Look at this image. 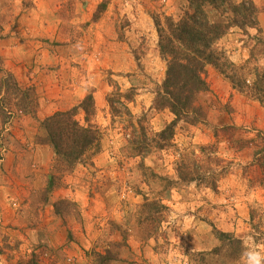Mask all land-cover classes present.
<instances>
[{"label":"rangeland","instance_id":"374dc122","mask_svg":"<svg viewBox=\"0 0 264 264\" xmlns=\"http://www.w3.org/2000/svg\"><path fill=\"white\" fill-rule=\"evenodd\" d=\"M184 1L107 0L105 12L94 20L93 15L102 0H0L1 26L10 24L14 28H26L22 23L23 16L37 22L36 28H39L41 19H45L46 26L52 30L57 26L59 39L51 42L48 38L46 45L59 50L56 52L63 60L57 64L47 63L43 68L47 72L45 75L63 80L66 85L73 83L71 87L74 89L78 88L77 80H80L79 84L86 81V88L83 89L82 85L80 88L81 92H86L80 102L87 94H92L95 104L92 121L101 132L99 151L89 152L71 171L60 172L53 156L48 170L42 174L38 187L29 197L18 196L17 199L5 195L3 201L0 200V264H20L32 257L37 264H57L55 259L58 264H96V254L104 257L105 254L118 253L120 261L127 264H149L147 261L151 264H246V251H256L264 257V139L254 136L250 146L239 142L232 147L234 152H226L225 138L229 140L231 132L244 136L254 128L246 126L243 132H236L232 127H223L213 120L212 112L220 115L228 110L212 92L210 73L205 71L209 91L199 97L206 113L205 123L196 126L179 123L174 145L167 152L154 150L139 159L130 157L127 149L134 120L145 116L143 125L152 133L160 131L173 118L167 111L151 110L155 85L161 83L165 71L158 56L152 18H178ZM258 1L262 3L259 14L264 16V0ZM241 35L239 30L230 31L217 43V48L223 50L232 63L243 65L245 72L256 66L264 68L263 47L255 45L252 37ZM3 77L4 73L0 72V79ZM26 83H22L20 93L10 88L0 97L2 110L11 112L9 119L0 116L1 122L5 121L0 129V154L3 150L8 151L9 142L15 138V130L9 128L10 122L16 118L14 113L17 117L25 111L28 115L32 111L36 115V108L39 109L35 87ZM117 93L131 96L132 101L121 98L122 104L114 103L121 115L112 118L106 98ZM23 95L26 100L22 102L20 97ZM62 107L50 110V115ZM68 107L65 110L72 108ZM125 107L130 114L133 113L132 118L126 115ZM77 119L83 123L82 114ZM203 145L215 146L217 156L226 164V172L217 184V193L193 184L179 186L159 196L169 211L157 227L154 222L138 220L143 196L149 199L158 196L148 190L144 168L173 177L172 163L178 154L190 153ZM141 164L143 168H140ZM74 170L83 177L84 204L59 200L70 204L61 205L62 214L57 216L54 210L52 213L47 209L50 198L70 186L65 180ZM50 175L54 176L51 190L48 188L52 183ZM24 206L29 207V214L20 216L18 221L16 213H20ZM210 225L238 239L244 248L242 255L231 261L224 251L212 253L220 244L212 237ZM204 229L209 233L205 234ZM147 235L154 240L152 250L147 251L149 254L146 251L144 254L133 253L129 244L134 240L146 242ZM72 242L79 251L74 249ZM198 242V247L204 251L194 249ZM197 252L208 256L200 261ZM135 258L138 259L136 263Z\"/></svg>","mask_w":264,"mask_h":264},{"label":"trees","instance_id":"16d2710c","mask_svg":"<svg viewBox=\"0 0 264 264\" xmlns=\"http://www.w3.org/2000/svg\"><path fill=\"white\" fill-rule=\"evenodd\" d=\"M106 5L107 0H102L98 4L93 15L94 20L105 12ZM258 10L252 0H185L178 18L170 16L152 18L157 36L158 56L165 65L163 80L159 85H155L152 110L167 111L173 119L160 131L152 133L143 125L145 116L134 120L135 126L131 128L133 132L127 146L130 157L144 159L154 150L167 152L174 145L175 129L179 123L196 126L206 122V113L199 103V97L209 91L205 79V68L208 66L222 76L235 92L264 107V68L256 66L245 72L243 65L232 63L226 57V53L217 48V43L231 30H239L248 38V30H255L257 35L252 37V41L255 45L262 46L264 51V37L260 35ZM0 72L4 73V77L0 79V97L10 88L20 93L21 88L14 77L3 70ZM248 76L251 78H247ZM121 98L126 102L132 101L131 96H122L120 93L106 98L112 118L121 115L119 108L114 105L122 104ZM20 100L25 101V96L20 97ZM21 110L25 111L24 108ZM0 114L4 119L11 116V112L2 110L1 105ZM81 114L83 123L77 119ZM94 114V99L89 93L76 106L54 112L39 122L36 144L51 149L55 165L60 172L71 171L89 152L99 151L101 132L92 121ZM126 115L129 118L133 117L127 109ZM224 164V160L217 156L215 146L203 145L195 147L190 153L178 154L172 163L173 177L160 175L145 167L146 186L150 193L158 196L153 199L143 196V203L138 210V220L154 222L157 227L169 211L159 196L179 186L193 184L197 188L204 187L216 193L218 181L226 172ZM140 168H143L142 164ZM53 177L50 175L52 179V183L48 184L50 190L54 186ZM63 204L70 202L59 201L53 204L55 215L62 214L60 206ZM210 226L212 237L220 244V247H215L211 251L212 253L224 251L227 258L231 257V261L242 255L244 248L238 239L230 233L219 231L213 225ZM146 237L149 239L150 235ZM107 252L110 254V251ZM118 254H110L111 256L105 254L104 257L96 254V264L121 262ZM207 256V253L197 252L200 261ZM20 264H37V261L32 257Z\"/></svg>","mask_w":264,"mask_h":264},{"label":"crops","instance_id":"0c3cea01","mask_svg":"<svg viewBox=\"0 0 264 264\" xmlns=\"http://www.w3.org/2000/svg\"><path fill=\"white\" fill-rule=\"evenodd\" d=\"M252 1L260 10V5L262 3L258 0ZM15 13V17H18V13ZM25 18L26 17L23 16L22 23L27 27L23 29L18 28V26L16 28L11 27L10 24H6L5 26L0 25V67L5 72L14 76L19 87H21L24 82L31 83L35 87L34 93L36 94V98L39 96L38 102H40V106L39 109L36 108V115L33 111L30 114L33 116L32 118L36 116V120L32 119L28 113L19 114L21 117L19 115L17 117V113H14V115L16 114V118L14 121L10 122L12 125H9V128L10 130H15V138L9 142L8 151H4L5 154L3 152L0 154V200L2 201L5 195L14 196L17 197V199L18 196L29 197L34 192V189L38 187L39 179L42 174L48 170L53 158V153L49 147L37 145L35 142L36 137L39 135V122L52 113L50 110H56L57 107L60 106H64L61 110H65L68 105L72 107L78 104L83 98L84 93H86L85 91L81 92L80 89L81 85L83 89L86 88L87 83L85 80H83L81 84H79L80 80H77L78 88L74 89V87H71L73 83H68L66 85L63 80H54L51 75H49L50 77L45 75L47 72L46 69L43 70V68L47 63L51 62L52 64H57L63 60L62 56L58 55L56 52L59 50H52V48L46 45V39L48 38L51 42L55 38L59 39L60 31L57 32V26L54 27L55 30L48 28L45 19H41L39 21L41 24L38 23L39 28H36L37 22ZM258 23L261 31L260 35L264 37V16L262 13H258ZM35 28L37 30H35ZM233 31L235 32L238 30H231L232 33ZM237 34L238 32L233 35L235 36ZM243 35L242 33L240 37ZM248 35L249 37H253L257 35V32L255 30H248ZM244 36L247 37L246 35ZM221 41L222 39L219 42ZM66 49L69 50L70 47H66ZM244 59H247V57H244ZM205 71L212 75V92L217 95V100H219L222 105H225L224 108L228 110V112L220 115H218L217 112H212L211 116L213 120L216 123H221L220 125H223V127L224 125L225 127H232L236 132H243L242 129L246 126L254 128L251 132L245 133L244 136L242 134L236 136L231 132L229 140L223 137V142L224 138L226 140V152H234L232 147H236L239 142L240 144L247 143V145L250 146L254 136H260L264 139V108L258 103L251 101L246 96L235 92L230 84L211 67H206ZM170 116L172 115L170 114ZM4 123L0 120V129L3 127ZM23 142H26L27 145H24ZM262 144V148H264V140ZM236 150H238V148H236ZM2 153L3 158L1 157ZM75 170L70 173L67 181L64 178L62 179V181L65 180L66 184L69 183L70 186L52 195L50 198V205L47 207L48 211H52L53 213L52 204L63 199H69L79 205H81V203L84 204L85 190L83 187V177L81 173L79 174L75 172ZM27 208L29 209L27 206L22 207V213H18V211L15 210L17 211L15 216L16 220L19 221L20 216H23L25 213L29 214ZM95 221L97 222V219H95ZM205 231L204 229L205 234L209 233ZM153 242V237H150V239L143 243L134 240L129 246L133 253L138 251L144 254L146 251V254H149L147 251L152 250L151 247L153 246ZM71 244L74 249L77 248L73 242ZM199 245L200 243L198 242V244L194 246V249H199L201 251L202 249L198 247ZM77 249L79 251V248ZM144 259H148L147 256H144ZM55 260L58 264L57 259ZM70 260L71 258L69 261ZM137 260L138 259L135 258L134 262ZM147 262L151 264L150 261ZM114 264L127 263L116 262Z\"/></svg>","mask_w":264,"mask_h":264},{"label":"clouds","instance_id":"9594fccd","mask_svg":"<svg viewBox=\"0 0 264 264\" xmlns=\"http://www.w3.org/2000/svg\"><path fill=\"white\" fill-rule=\"evenodd\" d=\"M244 255L247 257L246 264H261L262 259L259 252L256 251H246Z\"/></svg>","mask_w":264,"mask_h":264},{"label":"built area","instance_id":"2783aa9c","mask_svg":"<svg viewBox=\"0 0 264 264\" xmlns=\"http://www.w3.org/2000/svg\"><path fill=\"white\" fill-rule=\"evenodd\" d=\"M5 150H3L2 152H4Z\"/></svg>","mask_w":264,"mask_h":264}]
</instances>
